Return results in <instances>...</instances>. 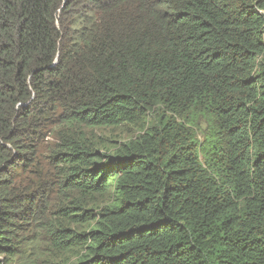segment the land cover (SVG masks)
Wrapping results in <instances>:
<instances>
[{"label":"trees","instance_id":"1","mask_svg":"<svg viewBox=\"0 0 264 264\" xmlns=\"http://www.w3.org/2000/svg\"><path fill=\"white\" fill-rule=\"evenodd\" d=\"M0 264H264V0H0Z\"/></svg>","mask_w":264,"mask_h":264},{"label":"rangeland","instance_id":"2","mask_svg":"<svg viewBox=\"0 0 264 264\" xmlns=\"http://www.w3.org/2000/svg\"><path fill=\"white\" fill-rule=\"evenodd\" d=\"M98 141L103 143L107 148L115 147L116 143L125 141L127 135L120 134L116 130H107L98 133ZM50 141V139H49Z\"/></svg>","mask_w":264,"mask_h":264}]
</instances>
